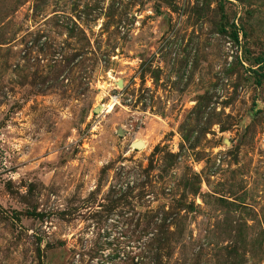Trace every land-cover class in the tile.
I'll list each match as a JSON object with an SVG mask.
<instances>
[{"label": "rangeland", "instance_id": "obj_1", "mask_svg": "<svg viewBox=\"0 0 264 264\" xmlns=\"http://www.w3.org/2000/svg\"><path fill=\"white\" fill-rule=\"evenodd\" d=\"M0 264H264V0H0Z\"/></svg>", "mask_w": 264, "mask_h": 264}, {"label": "water", "instance_id": "obj_2", "mask_svg": "<svg viewBox=\"0 0 264 264\" xmlns=\"http://www.w3.org/2000/svg\"><path fill=\"white\" fill-rule=\"evenodd\" d=\"M97 110H98V109L95 108L93 111H97ZM135 146H136V147L140 146V143H137Z\"/></svg>", "mask_w": 264, "mask_h": 264}, {"label": "trees", "instance_id": "obj_3", "mask_svg": "<svg viewBox=\"0 0 264 264\" xmlns=\"http://www.w3.org/2000/svg\"><path fill=\"white\" fill-rule=\"evenodd\" d=\"M234 37L236 38V35Z\"/></svg>", "mask_w": 264, "mask_h": 264}]
</instances>
